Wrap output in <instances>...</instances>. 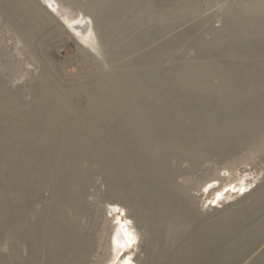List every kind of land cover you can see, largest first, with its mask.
<instances>
[{
  "label": "rangeland",
  "instance_id": "rangeland-1",
  "mask_svg": "<svg viewBox=\"0 0 264 264\" xmlns=\"http://www.w3.org/2000/svg\"><path fill=\"white\" fill-rule=\"evenodd\" d=\"M51 1L0 0V264H264V0Z\"/></svg>",
  "mask_w": 264,
  "mask_h": 264
},
{
  "label": "bare ground",
  "instance_id": "bare-ground-1",
  "mask_svg": "<svg viewBox=\"0 0 264 264\" xmlns=\"http://www.w3.org/2000/svg\"><path fill=\"white\" fill-rule=\"evenodd\" d=\"M47 2L49 3V5L52 6L53 9H56L55 6L56 3H54L51 0H47ZM65 21L66 24L69 26V28L73 31V33L77 35L81 40L85 41L90 39L92 32V25H91V20L89 18L81 16L79 19L75 18L73 20H65ZM214 184L215 183H209L205 189L207 190L211 188ZM117 231H119L118 233L120 234H117ZM119 235H121V237L123 238V241L120 245L117 242V239L119 240ZM112 243L115 250L119 252L123 251L130 243L129 238L122 227H118L116 229L112 238Z\"/></svg>",
  "mask_w": 264,
  "mask_h": 264
},
{
  "label": "water",
  "instance_id": "water-1",
  "mask_svg": "<svg viewBox=\"0 0 264 264\" xmlns=\"http://www.w3.org/2000/svg\"><path fill=\"white\" fill-rule=\"evenodd\" d=\"M118 232L119 231H117V234H120ZM122 241H123V238L121 237V235H119V240L117 239L118 244L120 245L122 243Z\"/></svg>",
  "mask_w": 264,
  "mask_h": 264
}]
</instances>
